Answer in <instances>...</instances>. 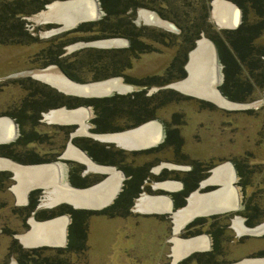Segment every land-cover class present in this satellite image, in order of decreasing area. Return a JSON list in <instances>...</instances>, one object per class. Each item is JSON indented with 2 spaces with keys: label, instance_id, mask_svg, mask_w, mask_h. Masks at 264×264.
Listing matches in <instances>:
<instances>
[{
  "label": "rangeland",
  "instance_id": "rangeland-1",
  "mask_svg": "<svg viewBox=\"0 0 264 264\" xmlns=\"http://www.w3.org/2000/svg\"><path fill=\"white\" fill-rule=\"evenodd\" d=\"M96 1L100 7L99 0ZM210 3L211 0H209L208 3L206 22L212 27L213 33L220 34L223 29H221L222 27L214 21ZM44 6L45 5L33 15L43 11ZM140 9L152 13L155 18L166 20L157 15L154 10L146 7H139L138 10ZM100 12L99 19L92 22L99 21L103 17L104 12L102 10H100ZM196 13L197 12H195V15H198ZM33 15L25 18L27 35H25L24 43L21 45H0V118L5 117L12 120L14 125H18L22 132L23 130L25 133L29 132L27 135L30 134L32 136L34 131L38 132L39 135L37 141H40L41 144L36 143L35 145H25V148H21L22 150L35 146L40 148L44 147L43 149L46 151L50 149V142L56 144L57 142L59 143L65 140L62 137L63 133L60 131L61 129L58 130L56 128L63 123L49 124L47 122L44 123L43 121V114L48 113L51 110L63 108L60 106L59 97L58 99L52 97L54 94H58L59 96H63V94L51 85L49 86L48 84L35 80L30 76L15 77L13 75L26 71H39L50 68V72L57 75H64L73 82L93 83L94 81L90 80V74L82 71L81 68L69 69V73L72 76L79 79L82 78L83 82H78L69 78L57 65L49 63V61L54 55L53 52L57 51L58 42L60 41L67 42V44L61 48L62 54L58 56V59L62 60L63 66H66L65 62L69 61L73 55L80 50L87 49L79 48L71 51V49L68 48L69 46L79 42L87 43L106 38L93 37L95 30L90 32L68 30L54 32L51 35L45 34L52 29L60 28V25H57L56 21H53L54 23L48 25L43 23L44 21L36 22L31 18ZM240 15L242 16V12H240ZM125 16H127L126 20H129L131 23L134 22L136 28H144L145 34L154 35L157 38L156 41H146L154 51L141 54L136 59L131 60L130 68L124 70L125 74L134 80H144L145 78H150L155 75L165 77V75H163L164 71L173 61L178 48L175 45V39L171 38V40H167L166 37H163L161 34L163 32L176 35L178 34V31L170 30L167 27H165V29L164 27H157L155 25H144L142 20L141 22H137L135 21V12L129 14L126 13L124 17ZM253 20L254 18L249 15L248 21L253 22ZM241 22L242 18L240 17V23ZM109 38L121 37H107V39ZM199 41L211 43L214 50L216 49L215 44L205 35H202L197 40L196 46ZM255 44L264 51V29L262 30L261 36L255 41ZM188 53L186 54V62L188 60ZM215 60L219 65L220 77L219 83L216 86L220 87L223 82L222 65L218 60L216 50ZM261 62L264 64V57L261 59ZM160 80H163V78ZM181 80L182 78L171 79L169 82L165 83L164 86L180 82ZM133 87V91L139 90V87ZM157 88V86H153V88L148 89L146 95L150 96V94H152L153 96H157L158 94L159 97H171V99L175 100L158 108L154 115L155 118L149 121H155L156 123L164 122L167 124L173 123L180 126V132L183 138L182 151L190 160L198 159L206 160V162L212 160L215 164H224L228 162L224 160L234 157L238 162H244V164H247V168L251 170V174L248 184L243 187L240 186L239 188V191H241L243 195V198L241 197L242 202L239 208L241 209L244 202L249 200L252 203L258 204L259 208L264 210V81L260 86H255L252 94V101L246 103L250 104L251 107H248L246 110H226V108H221L215 102L216 105L206 98H186L185 100H182L181 96H190L173 88ZM159 91H162V93H159ZM165 91H170L172 94H164ZM49 97H51V99ZM176 98L180 100L178 101ZM198 99L201 101L203 100V103L198 101ZM36 102L39 104L42 103V106L46 108H44L45 110H40L38 119L35 118L34 120L33 118L31 121V115L34 114L32 113V108H30V106H33ZM56 104H58L60 108L55 109ZM67 109L69 108L67 107ZM18 113L20 114V117H18ZM88 114L87 121H85L87 124L90 123V120L88 119L94 116L91 108L88 109ZM169 121H171V123H169ZM123 123L124 122L119 121V124ZM126 129L129 128L127 127ZM21 149L17 148V150ZM165 156L168 158L171 157L169 153L165 154ZM0 159L3 161L7 160L2 156H0ZM14 169L15 168L11 167L0 168V174L3 173L2 170L10 171ZM21 177L22 176L20 175V178ZM23 179L25 180V178ZM237 180L240 181L236 175L235 182ZM243 181L244 180L240 182ZM20 182L21 181H18L16 177L14 181H6L2 175H0V264H3L4 262H8L7 264H9V262L14 260L16 256L15 252H18L17 250L21 249L20 247H16L19 246L21 241L18 243L13 240L11 238L12 236L10 237L11 233H25L23 232L24 228L21 220L22 215L20 212L18 213L14 211L15 208L11 205L14 201H17L16 204H23L18 202L16 191L14 189L15 186L17 188L20 185ZM10 185H12L10 190H7L6 187ZM236 185L239 186V184ZM136 220L138 219L133 220V223ZM218 221H220L221 225L226 224V221L223 219ZM133 223L131 220H125L118 217H91L89 220V239H87L85 243L86 251L78 256L65 254L67 258L66 264H155V256L156 253L160 251V246L149 245L147 238L140 239V237L150 230L149 228H146L145 232L140 234L139 232H136L140 229H135ZM263 223L264 217L258 224ZM31 229L28 231L30 232ZM141 231H144V229ZM236 232L237 230L235 228L224 230V239L222 240V243L220 242L221 244L219 243L220 256L217 258V261H219L220 264H235L244 259L255 260L264 258V255L257 256L258 252L261 250L264 251V238H242V236H239V233ZM21 245L27 250V246L22 243ZM53 248L54 246L43 251L42 258H56L54 256H57L58 252ZM21 251L24 250L21 249ZM125 253H132V255L127 257L126 255L124 256ZM9 255V259H6ZM63 258L65 257H59L57 259L61 260Z\"/></svg>",
  "mask_w": 264,
  "mask_h": 264
},
{
  "label": "flooded vegetation",
  "instance_id": "flooded-vegetation-1",
  "mask_svg": "<svg viewBox=\"0 0 264 264\" xmlns=\"http://www.w3.org/2000/svg\"><path fill=\"white\" fill-rule=\"evenodd\" d=\"M51 2L53 1L50 0L47 4H50ZM138 9L139 7L130 13L135 12V21L141 22L138 18V12L143 9ZM100 10L102 9L100 8ZM33 14L34 13L28 16ZM25 18H27V16L24 17V20ZM110 20L111 19L106 17V13L104 12L103 17L100 19L99 27L104 30L103 35L105 38H123L120 33H116L113 30L107 31V25L109 26L111 25L110 23H112ZM132 24L134 25V22ZM143 24L146 25L145 23ZM77 27L75 29H77ZM124 39L127 41L126 46H117L109 49L128 48L129 40L127 38ZM184 66L185 63L183 67ZM20 74L21 73H18L19 76H24ZM96 77L100 81L115 78L121 79V81L125 84H131L139 87V90H134L133 92L144 91L145 96H147V90L153 88V86H139L134 83H130V81L134 79L130 78L127 74H125V72L119 74L106 72L100 73L98 76L93 74L90 76V80H93ZM48 85L50 86V84ZM157 89L161 88L158 87ZM62 94L64 96L62 97V100L67 103V100L64 98L68 95L64 93ZM186 94L194 95L192 93ZM113 95L114 94L111 96ZM151 95L152 94H150V96ZM181 97L184 100L186 98H192L185 96ZM198 101L203 103V100L201 101L198 99ZM35 104L31 107L32 113L34 114L31 116L38 119L40 110H45L44 108L46 107L41 106V104ZM62 104L63 103H60L61 107L67 108L65 104ZM87 107L91 108L90 106ZM58 108L60 107L56 104L55 109ZM93 117L88 119L90 120V123L88 124H61L59 127H56L58 130L61 129L60 131L63 133L62 137L65 140L63 139V142H57L56 144L50 142V149L46 151L43 149L44 147L40 148L35 146L22 150L21 148H25V145H35L36 143L41 144V142L37 141V137L39 135L37 131H34L32 136L30 134L27 135L29 132L25 133L24 130L22 132L18 125H15L13 136L14 140L12 139L10 143L8 142L7 144H2L3 146L0 147V156L7 159L6 161L2 160L3 162H6L7 165H9V163H15L21 167H28L23 169L36 168L37 166L43 165H54L56 167L58 174L57 181L64 189H66V191H64L63 188H43L40 186L32 187L28 191H26V189H22L24 201L20 202L18 200V202L23 204H16L17 201H14L11 205L15 208L14 211L18 213L20 212L22 215L21 220L23 222L24 234H27L29 232L28 230L32 228L31 222L41 224L58 217L66 218L65 244L64 246H54L53 248L56 249V252H58L57 256L54 257H65V261L62 264L67 263V254L78 256L86 251L85 243L86 240L89 239V220L91 217H118L125 220H131L132 223L133 220L138 219L133 223L135 225V229H141L144 227L143 225L148 223L161 226V229L148 231L145 235L140 237V239L147 238V240L155 239L159 241L160 251L156 253L155 259H161L162 262L160 264H211L210 262L204 260L201 254L207 253L209 255V252H213V250L216 251L218 248V246L216 247L217 244H215L218 241V228H222V232H224L225 229L231 228L232 222L237 218L241 219V223L239 221H235L236 223L234 225L238 228V233H245V236H242V238H264V230H257L263 226L264 223L256 225L257 223H255V220L251 218V213L244 211V205H242L241 209L239 208L235 211L214 215L191 216L192 214L201 212L204 207L201 204L204 197L197 196V198L193 196L197 193L212 191L219 187V185H206L205 182H208L209 179L212 181H217V179L222 180V167L228 169L230 173V177L228 179L229 181L225 182L227 186L235 180V176H232L234 175V171L231 165L234 166L238 179L240 178V172L238 170L239 162L237 159L234 157L226 159L224 161H228V163H224L223 165L220 163L215 164L212 160H208L206 162V160L188 159L187 155L182 151L183 138L180 135V126L171 123V121H169L171 124L164 122L156 123L155 121H149L151 119L145 118L139 123H137L136 120L133 121V127H130L129 129H126L128 126L126 122L123 124L114 123L107 125L106 127L100 126L97 129V127L91 123ZM153 118L155 117H152V119ZM149 124H151L149 130L156 129L157 124H159L161 128L160 141L154 146L141 147L140 145H134L131 148H124L118 146L115 142L100 139V137L122 135L119 133H125V131L129 132L131 129L138 126L144 127ZM80 128L84 129L85 133H77ZM176 130L178 132H176ZM137 137H139V135ZM132 143L134 144L135 140ZM17 148L21 150H17ZM167 153L170 154V158L165 156ZM58 164H60L63 174L59 175ZM219 165L221 166L218 167ZM183 166H188L189 169L184 170V168H182ZM2 171L3 173L0 175H2L4 180L9 182L15 180L16 176L14 170ZM119 179L120 186L118 192L115 194L111 202L103 207L98 208L97 205L102 202L103 198L110 195L106 189L100 193V196L97 195L99 193L94 194L95 191L91 192L92 194L90 193L87 197L91 198L92 201H89L88 198H86L87 201H85L84 204L73 201V195H75L76 191L86 190L89 192L97 187H100L101 190L103 185L106 184L112 187ZM239 182L240 181L237 180L235 182V186H237L236 184H239ZM219 183L223 185L221 181ZM166 184H172L173 188H166ZM11 186L12 185L6 187V189L10 190ZM237 188H240V185L237 186ZM57 192L65 194L67 197L66 200L61 199L57 202H49L48 197L51 193L53 194ZM88 192H86L85 195ZM240 195L243 198L241 191ZM155 196L168 197L171 200V210L163 213L147 212L149 210L148 201ZM233 196L234 193L232 192L230 201L223 206V210L230 208L233 199H235ZM190 198L191 200H189ZM209 202L211 201L209 200ZM198 209H200V211H197ZM189 213L191 215H189ZM220 219L226 221V224L221 225L220 221H218ZM203 234L209 239V249L204 252H189L204 248L206 239L204 237H198ZM21 235H23V233L15 232L11 233L10 237L12 236L11 238L19 243L20 239L18 236ZM195 237L198 238L192 240V238ZM187 239L191 240L179 242L180 240ZM194 241H201L204 244H202V247L199 249H192L187 245V243ZM21 243H19V246L16 247H20L24 251L18 249V252H15L16 256L14 261L17 264H40L42 251L38 249L44 248L45 250H48V248H52L27 246L28 248L25 250ZM174 246H176L175 253L182 256L177 262L172 263ZM187 252L189 253L186 254ZM262 254L264 255L263 250L258 252L257 256H262ZM125 255L131 256L132 253H125ZM9 257L10 255L7 256L6 259H9ZM250 262L251 260H246L240 264H250ZM7 263L8 262H4L3 264Z\"/></svg>",
  "mask_w": 264,
  "mask_h": 264
},
{
  "label": "trees",
  "instance_id": "trees-1",
  "mask_svg": "<svg viewBox=\"0 0 264 264\" xmlns=\"http://www.w3.org/2000/svg\"><path fill=\"white\" fill-rule=\"evenodd\" d=\"M49 1L0 0V45H21L24 43L25 35H27L24 17L39 11ZM228 1L240 8L242 22L236 29L221 30L220 34H215L212 27L206 22L209 0H99L100 8L112 22L111 25H107V31L113 30L120 33L123 38H127L129 47L125 49H83L73 55L69 61H66V66H63L62 60H59L58 56L62 54L61 48L67 42L60 41L58 42V49L53 52L54 55L49 63L57 65L65 75L78 82H83L82 78L72 76L69 69L81 68L90 76L93 74L98 76V74L106 72L123 73L124 70L130 68L131 60L136 59L141 54L154 51L146 41H156L157 38L154 35L145 34L144 28H136L129 20H126L127 16L124 17L126 13L133 12L137 7H146L154 10L161 18L172 22L178 28L179 31L176 35L163 32L161 34L167 40L175 39V45L178 49L173 61L164 71L165 77L155 75L144 80H132L130 83L139 86L162 87L171 79H183L185 77L183 65L186 62V54L193 49L195 42L202 35H205L215 44L218 60L222 65L223 82L219 91L230 101L249 103L252 101L255 86H260L264 81V64L261 62L264 51L255 44L264 29V0ZM194 11L198 15H195ZM249 15L254 18L253 22L248 21ZM99 23L100 20L80 24L74 31L90 32L95 30L93 37L105 38L104 30L99 27ZM161 78L164 81L160 80ZM92 81L100 80L96 77ZM165 93L167 95L172 94L170 91H165ZM52 97L54 99L59 97L62 105L66 103L62 100L64 96L54 94ZM49 98L51 99V97ZM64 99L67 100L65 105L70 108L80 105L90 106L94 113L91 123L97 129L100 126L119 124V121L126 122L128 128L133 127V121L136 120L139 123L145 118L152 119L158 108L175 100L171 97H159L158 94L157 96H145L144 91L124 95L114 94L111 97L103 98L81 99L66 96ZM181 99L184 100L182 97ZM36 104L39 103L36 102ZM40 104L42 106V103ZM18 115L20 117L19 113ZM31 117V121L33 118L35 120L34 116ZM176 132L178 131L176 130ZM247 167L244 162H239V179L240 181L244 180L239 182L242 187L247 185L250 179L251 170ZM243 205L244 211L251 213V218L258 224L264 217V210L249 200H246ZM222 230V228H218V241L215 243L218 248L216 251L209 252L210 256L207 253L201 254L202 258L211 264H220L217 258L220 256L219 243L223 240ZM38 250L45 251L44 248ZM64 261V258L60 260L44 257L40 260V264H62Z\"/></svg>",
  "mask_w": 264,
  "mask_h": 264
},
{
  "label": "bare ground",
  "instance_id": "bare-ground-1",
  "mask_svg": "<svg viewBox=\"0 0 264 264\" xmlns=\"http://www.w3.org/2000/svg\"><path fill=\"white\" fill-rule=\"evenodd\" d=\"M213 9H212V16L214 21L220 25L222 28L232 29L235 28V25L239 21L238 13L234 12L232 8V4L227 0H214L213 1ZM47 8H44L43 11L39 12L38 14L32 16L31 18L36 22H53V21H61L60 28L52 29L45 34L51 35L54 32L65 31L69 28H72L74 23L72 22V17H78V19H89L90 20H97L100 15V10L98 8V4L96 0H63V1H54L50 4H47ZM138 18L143 21L146 25H155L157 27H166L165 22L161 21L154 17V15L146 10H140L138 12ZM216 24V25H217ZM217 25V26H218ZM166 29V28H165ZM85 43H76L68 48L72 50L79 49L80 46L84 45ZM95 46H102V47H111L122 44L119 39H110L104 41H96L91 42ZM190 60L186 65L187 71L189 73L188 78L182 80L177 83H173L170 85V88L176 89L181 92L185 93H192L198 96H202L203 98L209 99L212 102H215L221 108H235L239 105L233 104L231 102H227L226 100L222 99L221 96L218 95V92L213 90L211 84H218L220 77H219V65L215 60V50L211 43H207L206 41H199L197 46L194 50L189 53ZM213 67L215 70V78L211 76L210 68ZM49 69L39 70V71H26L25 73H21L20 75L30 76L35 80L42 81L44 83L50 84L51 86L57 88L61 92L64 93H71L77 95H107L110 92L116 91H124V87L122 84L117 82V80H107L103 82L93 83V84H86L84 86L78 85L73 81L66 78L64 75H57L49 71ZM13 76H19L15 74ZM64 76V77H63ZM252 105V104H251ZM247 107H251L249 104L246 105ZM256 107V106H255ZM88 111L84 109H77L68 111L66 109H58V110H51L48 113L43 114V121L44 123L47 122L51 123H67V122H76L82 125V121L85 120L88 116ZM7 118H0V140L3 137V133L7 131L5 124V120ZM151 124L147 126H141L135 130H130L129 132H122L119 134L122 135H115V136H107V137H100L101 140L115 142L120 147L124 148H131L134 145L140 146H147L149 143L151 136L153 137L155 134L156 129L149 130ZM77 133H85V130L80 128L78 129ZM140 138L133 139V136H138ZM135 140V143L132 142ZM132 141V142H131ZM138 143V144H137ZM227 164V163H226ZM7 163L0 160V168L4 167H11L15 168L14 173L20 185L16 188L17 198L20 202L24 201V195L22 193V189H26L28 191L32 187L35 186H43L44 188L48 187H57L63 188L59 182L57 181V169L54 165L52 166H41L36 168L30 169H20L15 166H6ZM51 165V164H50ZM58 166L59 175L63 174L62 168L60 164ZM17 168V169H16ZM223 174L222 180L217 179V181H221L223 185H225V189L221 191L220 194L212 196L210 199L213 198L211 202L208 200L209 207L211 206L212 209L216 208L215 210L221 211L223 210V206L230 201L231 197V190L229 186L225 184V182L229 181L230 173L228 169L222 167ZM20 173V174H19ZM20 175L22 176L20 178ZM234 176V175H232ZM29 177V179H27ZM25 178V180L23 179ZM23 179V180H22ZM231 179V178H230ZM58 186H54L53 182H55ZM53 181L52 183H50ZM27 182V184H26ZM22 184V186H21ZM104 186V185H103ZM107 188V186L105 185ZM105 187L100 190V187H97L91 191H89L86 195L84 191H76L75 195H73V201L78 203H85L86 198L89 201H92L91 198L87 197L88 194L95 191L94 194L99 193L97 195L100 196L105 190ZM39 188V187H38ZM64 191L66 189L63 188ZM92 194V193H91ZM85 195V196H84ZM98 197V196H97ZM66 195L57 193H51L48 197L49 202H57L61 199L66 200ZM96 203V202H94ZM49 204V203H48ZM204 206V205H203ZM32 229L29 233L23 234L18 236L20 241L23 245L31 247L37 246L39 244H46L52 246H61L64 240V233L66 227V218L65 217H58L53 220L36 224L31 222ZM257 230H264V225L261 226ZM201 240V239H200ZM202 244L201 241H194L189 242L187 245L190 248H201ZM250 264H264L263 259H255L251 260Z\"/></svg>",
  "mask_w": 264,
  "mask_h": 264
},
{
  "label": "water",
  "instance_id": "water-1",
  "mask_svg": "<svg viewBox=\"0 0 264 264\" xmlns=\"http://www.w3.org/2000/svg\"><path fill=\"white\" fill-rule=\"evenodd\" d=\"M213 1L214 0H211V3H210V6H211V10L213 9V6H212V4H213ZM231 4H232V8H233V10H234V12H236V13H238V16H239V21L237 22V24L235 25V28H232V29H228V28H221V29H223V30H233V29H236L238 26H239V23H240V17H241V15H240V12H241V10L238 8V6H236L234 3H232V2H230ZM47 5H45L44 6V8H47L46 7ZM98 8H99V10H100V7L98 6ZM90 19H93V18H89V19H78V17H72L71 18V20H72V22L74 23V25H73V27L72 28H69V29H67V30H65V31H68V30H73V29H75L78 25H80V24H83V23H87V22H92V21H95V20H90ZM157 19H159V18H157ZM159 20H161V19H159ZM161 21H164L166 24H165V26L168 28V29H170V30H174V31H179L178 30V28L172 23V22H169V21H167V20H161ZM55 22V21H54ZM54 22H47L46 24H52V23H54ZM60 23H62L61 21H56V24L57 25H60ZM110 39H119L121 42H122V44H120V45H116V46H111V47H102V46H95V45H93V44H90L91 42H87V43H85L84 45H82V46H80L79 48H99V49H109V48H113V47H121V46H126L127 45V41L125 40V39H122V38H109V39H98V40H95V41H92V42H96V41H104V40H110ZM197 42V41H196ZM196 48V43H195V47L192 49V50H194ZM214 48V47H213ZM192 50H190L189 51V53L192 51ZM189 53H188V60H187V62H186V64H185V67H184V71L186 72V77L184 78V79H182V80H185L186 78H188V75H189V73H188V71H187V68H186V65L188 64V61L190 60V58H189ZM210 73H211V76H212V78L214 77L215 78V70H214V68L213 67H211L210 68ZM67 78V77H66ZM68 79V78H67ZM70 80V79H69ZM107 80H110V79H107ZM107 80H104V81H107ZM113 80H117V82H119L120 84H122L123 85V87L125 88L124 89V91H116V92H110L109 94H107V95H89V94H87V95H77V94H71V93H64V92H61V93H64V94H66V95H68V96H73V97H77V98H81V99H92V98H103V97H109V96H111L112 95V93H115V94H126V93H131V92H133V85H131V84H125L124 82H122L121 81V79H118V78H115V79H113ZM181 80V81H182ZM98 82H103V81H97V82H93V83H98ZM74 83H76V82H74ZM93 83H77L78 85H81V86H84V85H86V84H93ZM170 85L171 84H169V85H166L164 88H166V89H171L170 88ZM217 84H211V87H212V89L213 90H215V91H217L218 92V95L219 96H221L222 97V99H224V100H226L227 102H231V103H233V104H236V105H239L238 107H235V108H230V109H227L226 108V110H235V109H240V110H246V109H248V107L246 106L247 104L246 103H237V102H233V101H230V100H228L227 98H225L222 94H221V92L219 91V86H216ZM186 95H188V96H190V97H192V98H200V99H203V97L202 96H196V95H191V94H186ZM214 103V102H213ZM215 104V103H214ZM216 105V104H215ZM62 109H66V110H68V111H72V110H77V109H84V110H87L88 111V109H89V107H87V106H78V107H74V108H72V109H67V108H62ZM85 121H87V119H85V120H83L82 121V123L81 124H86V122ZM5 124H3L4 126H6L7 127V131H5L3 134V137L1 138V140H0V145H2V144H7L9 141H12V139H13V136H14V130H15V125H14V123H13V121L12 120H10V119H6L5 120V122H4ZM65 124H72V125H75V124H79V123H76V122H67V123H65ZM80 125V124H79ZM140 126H138V127H136V128H134V129H131V130H135V129H137V128H139ZM129 131V130H128ZM126 132V131H125ZM138 138H140V137H136V136H133V139H138ZM160 138H161V128H160V125L159 124H157V128H156V131H155V134H154V136L152 137L151 136V138H149L150 139V141H149V143H147V146H141V147H148V146H154V145H156V144H158V142L160 141ZM231 167H232V165H231ZM21 169V168H20ZM53 181H51L50 183H52ZM53 184H54V186H58L57 184H56V180H55V182H53ZM106 185H108V184H106ZM219 185V189H215V190H213L212 191V193L210 194V195H212V194H214V195H218V194H220L221 193V191L223 190V186H221L220 184H218ZM119 186H120V179L119 180H117V182L111 187V186H107V188L105 187V185L103 186V188L105 187V189L108 191V194H110V195H108L107 197H105V198H103V200H102V202L101 203H99L98 205H97V207L98 208H100V207H103V206H105L106 204H108L109 202H111V200L114 198V196H115V194L118 192V190H119ZM41 187H45V185H43V186H41ZM165 187L166 188H168V186L167 185H165ZM81 191H84V192H88V191H86V190H81ZM106 191V192H107ZM211 192V191H210ZM87 196H89V194L87 195ZM170 200V199H169ZM157 201V199H155L154 200V203ZM158 202V201H157ZM170 203H171V200H170ZM237 209V204L235 203L234 205H233V207H231V208H229V209H227V210H223V211H213L212 210V208H211V210H205V208H204V211L202 212V214H200L201 216H204V215H214V214H220V213H224V212H229V211H233V210H236ZM171 210V207L169 208V211ZM65 235H66V231H65V233H64V240H63V244L65 243ZM62 244V245H63ZM53 247L52 245H46V244H39V245H37V246H35V247ZM60 246V245H59ZM31 247H34V246H31ZM58 247V246H57Z\"/></svg>",
  "mask_w": 264,
  "mask_h": 264
},
{
  "label": "crops",
  "instance_id": "crops-1",
  "mask_svg": "<svg viewBox=\"0 0 264 264\" xmlns=\"http://www.w3.org/2000/svg\"><path fill=\"white\" fill-rule=\"evenodd\" d=\"M180 135H181V132H180ZM182 137V136H181ZM10 142V141H9ZM226 163H228V162H226ZM225 163V164H226ZM230 164V163H229ZM9 165H13V166H15V167H17V168H28V167H21V166H19V165H15V163L14 164H12V163H9ZM221 165H223V164H221ZM221 165H219L218 167H220ZM45 166H47V165H45ZM34 167V166H33ZM37 167H41V166H37ZM16 168V169H17ZM182 168H184V170H188L189 169V167L188 166H183ZM232 168H233V166H232ZM233 173H234V176H235V179H236V173H235V170H234V168H233ZM27 179H29V177L27 178ZM172 184H174V183H172ZM167 185L168 186V188L170 189V188H173L172 186L173 185ZM205 184L207 185V184H209V185H218V184H220L221 185V183H219V181H212V180H208V182H205ZM179 185V184H178ZM175 186V185H174ZM221 186H223V189H225L226 187L224 186V185H221ZM220 187H217L216 189H219ZM229 188H230V190H231V192H233L234 193V196H233V198H235V199H233V201H232V204H231V206H230V208L231 207H233V205L236 203L237 204V209H239V207H240V205H241V202H242V198H241V195H240V191H239V188H237V186H235V180L232 182V183H230L229 184ZM213 191V190H212ZM212 191L210 192V191H208V192H203V193H197L196 195H194L193 197H204L203 198V201H201V204L202 205H204V207L202 208V211L201 212H198V213H195V214H190L189 213V215H191V216H199L200 214H202V212L204 211V208H205V210H211V208L212 207H209L208 206V200H210V201H212L213 200V198L212 199H210L212 196H214V194H212V195H210L211 193H212ZM216 196V195H215ZM214 196V197H215ZM193 197H191V198H193ZM197 197V198H198ZM191 198L189 199V200H191ZM155 199H157V201L154 203V200ZM148 206H149V210L147 211V212H155V213H163V212H168L169 211V208L171 207V203H170V200H169V198L168 197H166V196H155V197H152V199L150 200V201H148ZM229 209V208H228ZM236 209V210H237ZM213 211H217V210H215V208H213L212 209ZM227 210V209H226ZM197 211H200V209H198ZM221 211H223V210H221ZM233 211H235V210H233ZM191 216H189V217H191ZM235 221H241V219L240 218H237V219H235L233 222H232V225H231V228L232 229H236L237 230V228L235 227ZM241 223V222H240ZM144 227H142L140 230H138V231H136V232H139L140 234H142L143 232H145V230H146V228L147 227H149V230L150 231H155V230H158V229H161V226H157L156 224H150V223H148V224H146V225H143ZM159 227V228H158ZM142 229H144V231H141ZM65 231H66V227H65ZM29 233V232H28ZM236 233H238V231L236 232ZM239 236H245V233H239ZM198 237H204L205 239H206V244L204 245V248L203 249H200V250H192V251H189V252H204V251H207L208 249H209V239H208V237L207 236H205L204 234L203 235H200V236H198ZM198 237H195V238H192V240L193 239H196V238H198ZM223 239H224V235H223ZM189 240H191V239H187V240H180L179 242H185V241H189ZM148 241V244L149 245H155V246H159L160 245V243H159V241H157V240H155V239H148L147 240ZM222 243V242H221ZM220 243V244H221ZM65 244V243H64ZM64 244L63 245H61V246H64ZM175 244H176V241H175ZM61 246H59V247H61ZM174 250H173V260H172V263H175V262H177L178 260H179V258L182 256V255H179L178 253H175L176 252V246H174V248H173ZM189 252H187L186 254H188ZM124 256H125V254H124ZM177 256V257H176ZM247 256V255H246ZM119 257V256H118ZM128 257V256H127ZM245 257V256H244ZM246 260H252V259H244V260H242V261H239V262H237V263H235V264H240V263H242L243 261H246ZM162 261H161V259H155V264H160ZM9 264H17L14 260L13 261H11V262H9Z\"/></svg>",
  "mask_w": 264,
  "mask_h": 264
},
{
  "label": "built area",
  "instance_id": "built-area-1",
  "mask_svg": "<svg viewBox=\"0 0 264 264\" xmlns=\"http://www.w3.org/2000/svg\"><path fill=\"white\" fill-rule=\"evenodd\" d=\"M250 105V104H249Z\"/></svg>",
  "mask_w": 264,
  "mask_h": 264
}]
</instances>
